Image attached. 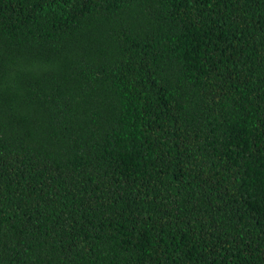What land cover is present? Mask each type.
Listing matches in <instances>:
<instances>
[{
    "label": "trees",
    "instance_id": "trees-1",
    "mask_svg": "<svg viewBox=\"0 0 264 264\" xmlns=\"http://www.w3.org/2000/svg\"><path fill=\"white\" fill-rule=\"evenodd\" d=\"M0 264H264V0H0Z\"/></svg>",
    "mask_w": 264,
    "mask_h": 264
}]
</instances>
